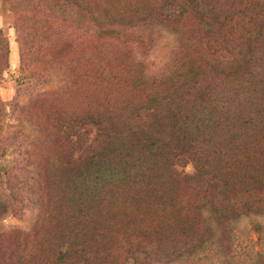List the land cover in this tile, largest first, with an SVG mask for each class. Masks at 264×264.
<instances>
[{
	"label": "trees",
	"instance_id": "16d2710c",
	"mask_svg": "<svg viewBox=\"0 0 264 264\" xmlns=\"http://www.w3.org/2000/svg\"><path fill=\"white\" fill-rule=\"evenodd\" d=\"M3 3L54 102L0 132V221L32 220L0 225V264H239L249 218L264 245V0Z\"/></svg>",
	"mask_w": 264,
	"mask_h": 264
},
{
	"label": "rangeland",
	"instance_id": "374dc122",
	"mask_svg": "<svg viewBox=\"0 0 264 264\" xmlns=\"http://www.w3.org/2000/svg\"><path fill=\"white\" fill-rule=\"evenodd\" d=\"M29 1L37 3L40 0ZM14 25L15 16L10 11L9 5L3 3V0H0V30L8 43V65L0 75V132L3 135H9L10 133L15 132L21 125L20 119L23 117L27 118L26 115L34 121L39 117H43L45 111L41 110L48 108L54 102V99L50 97V94L45 95L53 89V84L47 87L35 85L32 89L31 87L33 86L34 81L23 80L19 77L20 55ZM39 35L41 36L42 32H40ZM44 43L45 46L39 52L41 64L42 61L54 58L56 53L55 44L51 42L49 37H45ZM88 48L89 45L86 42L79 41L74 47V54L83 55ZM162 55V51L157 53V59H160ZM33 56L35 57V54ZM50 68V65L47 66L48 71H50ZM178 170L186 175H191L193 173L191 165H187L185 168H179ZM257 222H261V220L258 218L243 219L236 227L237 230L235 237L237 238V241L235 244L238 243V249L241 250V261L239 264H246L244 261L248 251L256 253L263 251L264 249V245L259 239L258 232L252 227L253 224ZM31 224L32 220L29 216H25L22 219L7 216L0 221V225L4 230L14 228L26 229ZM205 263L223 264V259L221 257L210 258Z\"/></svg>",
	"mask_w": 264,
	"mask_h": 264
}]
</instances>
